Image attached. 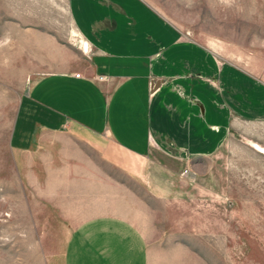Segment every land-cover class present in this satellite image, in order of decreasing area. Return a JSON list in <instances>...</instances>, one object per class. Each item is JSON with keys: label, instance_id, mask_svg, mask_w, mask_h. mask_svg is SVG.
<instances>
[{"label": "crops", "instance_id": "crops-1", "mask_svg": "<svg viewBox=\"0 0 264 264\" xmlns=\"http://www.w3.org/2000/svg\"><path fill=\"white\" fill-rule=\"evenodd\" d=\"M67 7L87 63L37 79L12 131L19 174L47 177L46 189L33 190L83 191L60 175L72 185L98 182L95 158L157 198L176 197L189 181L183 170L216 153L233 120L264 118V81L186 36L147 0ZM64 245L63 264H147L144 234L122 216L84 219Z\"/></svg>", "mask_w": 264, "mask_h": 264}, {"label": "rangeland", "instance_id": "rangeland-1", "mask_svg": "<svg viewBox=\"0 0 264 264\" xmlns=\"http://www.w3.org/2000/svg\"><path fill=\"white\" fill-rule=\"evenodd\" d=\"M147 1L264 81V0ZM87 50L67 0H0V264H63L69 231L102 214L139 228L147 264H264V118L233 120L216 153L183 170L185 191L168 199L95 158L98 182L60 175L80 192L36 191L47 177L19 174L11 138L22 98L44 74L84 66Z\"/></svg>", "mask_w": 264, "mask_h": 264}, {"label": "built area", "instance_id": "built-area-1", "mask_svg": "<svg viewBox=\"0 0 264 264\" xmlns=\"http://www.w3.org/2000/svg\"><path fill=\"white\" fill-rule=\"evenodd\" d=\"M84 45H85V47H86V48H88V46H87V43H86V42H84ZM88 50H89V48H88ZM88 50H87V51H88ZM75 76L79 77V76H80V74H79V73H76V74H75ZM184 173H188V170H184Z\"/></svg>", "mask_w": 264, "mask_h": 264}, {"label": "bare ground", "instance_id": "bare-ground-1", "mask_svg": "<svg viewBox=\"0 0 264 264\" xmlns=\"http://www.w3.org/2000/svg\"><path fill=\"white\" fill-rule=\"evenodd\" d=\"M83 45V44H82ZM84 47V46H83ZM86 48V47H85ZM86 50V49H85Z\"/></svg>", "mask_w": 264, "mask_h": 264}]
</instances>
